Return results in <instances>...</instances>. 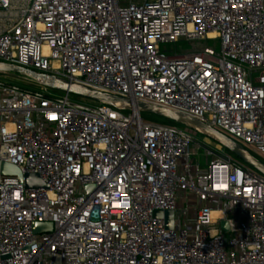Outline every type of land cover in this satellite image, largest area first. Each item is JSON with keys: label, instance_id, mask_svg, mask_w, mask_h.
<instances>
[{"label": "built area", "instance_id": "built-area-1", "mask_svg": "<svg viewBox=\"0 0 264 264\" xmlns=\"http://www.w3.org/2000/svg\"><path fill=\"white\" fill-rule=\"evenodd\" d=\"M181 38L218 49L162 47ZM0 62L183 114L264 156V0H0ZM8 75L0 161L43 186L0 176V264H264V176L221 146L201 169L196 128Z\"/></svg>", "mask_w": 264, "mask_h": 264}, {"label": "water", "instance_id": "water-1", "mask_svg": "<svg viewBox=\"0 0 264 264\" xmlns=\"http://www.w3.org/2000/svg\"><path fill=\"white\" fill-rule=\"evenodd\" d=\"M0 72L23 74L49 89L90 99L97 103L112 104L113 102H117L120 103L124 109H131L132 106H134L140 112L144 111L158 115L174 123L183 125L184 127L196 128L198 130L200 129L205 133L209 134L210 136H212L213 140L216 141L222 148L229 150L240 160H242L245 164H247L255 171L260 173L262 176H264V163L261 162L259 159H257L252 153L245 150L237 142L232 140L224 133L191 117L141 102L132 105L128 99L111 95L109 93L96 91L84 87L82 85L71 83L67 80L58 77H54L42 73H36L30 69H26L12 64L0 62ZM0 176H16L20 180L23 179L24 177L27 186L30 187L43 186L41 180L36 175L33 174L23 175L17 166L6 161H0ZM84 189L86 192H89L93 189V186L84 185ZM154 217L163 219L164 227L166 229L172 228V223H173L172 211L156 210L154 211ZM220 225L223 229L225 230L227 229L225 222H221ZM51 229H52V224L50 222H34L32 224V231L33 233L36 234L42 232H50Z\"/></svg>", "mask_w": 264, "mask_h": 264}, {"label": "rangeland", "instance_id": "rangeland-1", "mask_svg": "<svg viewBox=\"0 0 264 264\" xmlns=\"http://www.w3.org/2000/svg\"><path fill=\"white\" fill-rule=\"evenodd\" d=\"M216 42L217 41H212V40H209V41L198 40V39L185 40L184 38H181L176 43L162 44V47H164L165 50L169 54L188 52V51L192 50L193 48H197V47L205 45V44L212 46V47H214V49L217 50L218 44ZM6 80L12 85H15V86L23 88V89H28V90H38L42 87L41 84H39L35 80H33V79L23 75V74H18V73H14V74L10 73V75L7 76ZM50 90H51V94H53V96H55V97H59L61 95L60 91H56L53 89H50ZM70 100L72 102L82 104V105H86V106H92V105L96 104L94 101H92L90 99L75 96L72 94H70ZM124 112L127 113V110H124ZM140 116L143 119V121L148 122V123H157V124H161V125H173V126L180 127V128L183 127V125L173 123L168 119H165L163 117H160V116L152 114V113L141 111ZM193 133L195 135L194 142L201 146L197 151H194V148H193V152H196L194 155V160L196 161L198 166L201 169H203L206 167L207 163H209L214 158V156L212 154L206 153L205 150H208V151L215 154L216 153L215 148L219 147L220 145L216 141H214L213 139H210L209 136H207L205 134L195 132V131ZM234 141L237 142L245 150L252 153L261 162L264 163V156L260 153H255L253 151V148L251 145L242 143L241 141L236 140V139ZM193 146H194V144H193ZM223 152L225 155L229 156L235 163L241 164V165L247 167L248 169H250L252 172L261 175L260 173L255 171L253 168H251L250 166L245 164L242 160H240L237 156H235L229 150L223 148Z\"/></svg>", "mask_w": 264, "mask_h": 264}, {"label": "bare ground", "instance_id": "bare-ground-1", "mask_svg": "<svg viewBox=\"0 0 264 264\" xmlns=\"http://www.w3.org/2000/svg\"><path fill=\"white\" fill-rule=\"evenodd\" d=\"M209 36H210V37H213L214 34H210ZM198 132H199V133H202V134H205V135H207V136H209L210 139H213L212 136H210L209 134L205 133L204 131H202V130H200V129L198 130ZM214 214H215V213H213V215H214Z\"/></svg>", "mask_w": 264, "mask_h": 264}, {"label": "clouds", "instance_id": "clouds-1", "mask_svg": "<svg viewBox=\"0 0 264 264\" xmlns=\"http://www.w3.org/2000/svg\"><path fill=\"white\" fill-rule=\"evenodd\" d=\"M207 215V213H205Z\"/></svg>", "mask_w": 264, "mask_h": 264}, {"label": "trees", "instance_id": "trees-1", "mask_svg": "<svg viewBox=\"0 0 264 264\" xmlns=\"http://www.w3.org/2000/svg\"><path fill=\"white\" fill-rule=\"evenodd\" d=\"M172 122V121H171ZM174 123V122H173Z\"/></svg>", "mask_w": 264, "mask_h": 264}]
</instances>
